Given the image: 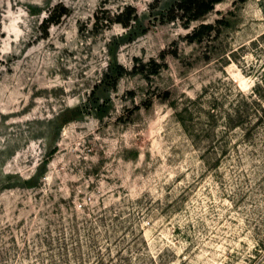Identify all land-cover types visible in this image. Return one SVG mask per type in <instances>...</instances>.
Returning a JSON list of instances; mask_svg holds the SVG:
<instances>
[{
    "label": "rangeland",
    "instance_id": "374dc122",
    "mask_svg": "<svg viewBox=\"0 0 264 264\" xmlns=\"http://www.w3.org/2000/svg\"><path fill=\"white\" fill-rule=\"evenodd\" d=\"M175 1L0 0V264H264V0Z\"/></svg>",
    "mask_w": 264,
    "mask_h": 264
},
{
    "label": "trees",
    "instance_id": "16d2710c",
    "mask_svg": "<svg viewBox=\"0 0 264 264\" xmlns=\"http://www.w3.org/2000/svg\"><path fill=\"white\" fill-rule=\"evenodd\" d=\"M226 0H176L170 8H168L166 14H163V21L175 22L176 20H182L189 26L193 22H198L211 13L214 8ZM247 0H238L240 3H244ZM126 13L121 12L116 17V23L126 28L131 27L132 23H137L140 19L138 12H135V8L128 7ZM134 10V13H132ZM128 12V13H127ZM60 19V18H58ZM55 17L51 16L46 20L47 23H54ZM214 29L213 25L202 24L197 28L191 39L197 38L204 33L211 32Z\"/></svg>",
    "mask_w": 264,
    "mask_h": 264
}]
</instances>
